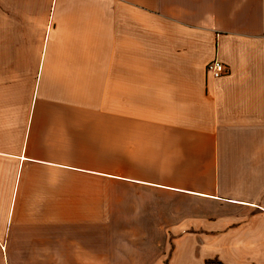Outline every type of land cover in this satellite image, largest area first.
<instances>
[{
  "label": "crops",
  "instance_id": "1",
  "mask_svg": "<svg viewBox=\"0 0 264 264\" xmlns=\"http://www.w3.org/2000/svg\"><path fill=\"white\" fill-rule=\"evenodd\" d=\"M209 259L264 264V0H0V264Z\"/></svg>",
  "mask_w": 264,
  "mask_h": 264
},
{
  "label": "built area",
  "instance_id": "2",
  "mask_svg": "<svg viewBox=\"0 0 264 264\" xmlns=\"http://www.w3.org/2000/svg\"><path fill=\"white\" fill-rule=\"evenodd\" d=\"M206 70L213 77H219L227 72V67L219 60L213 59L206 65Z\"/></svg>",
  "mask_w": 264,
  "mask_h": 264
},
{
  "label": "trees",
  "instance_id": "3",
  "mask_svg": "<svg viewBox=\"0 0 264 264\" xmlns=\"http://www.w3.org/2000/svg\"><path fill=\"white\" fill-rule=\"evenodd\" d=\"M221 264L219 261H207L206 264Z\"/></svg>",
  "mask_w": 264,
  "mask_h": 264
},
{
  "label": "rangeland",
  "instance_id": "4",
  "mask_svg": "<svg viewBox=\"0 0 264 264\" xmlns=\"http://www.w3.org/2000/svg\"><path fill=\"white\" fill-rule=\"evenodd\" d=\"M220 260H221V259H220ZM209 261H216V260H215V259H213V260H210V259H209ZM220 262H221V261H220ZM205 264H206V263H205ZM212 264H213V263H212Z\"/></svg>",
  "mask_w": 264,
  "mask_h": 264
}]
</instances>
